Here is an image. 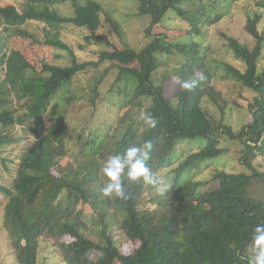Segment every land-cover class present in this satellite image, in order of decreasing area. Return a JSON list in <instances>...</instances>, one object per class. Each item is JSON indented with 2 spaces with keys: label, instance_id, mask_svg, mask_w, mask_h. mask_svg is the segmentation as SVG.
I'll return each mask as SVG.
<instances>
[{
  "label": "trees",
  "instance_id": "16d2710c",
  "mask_svg": "<svg viewBox=\"0 0 264 264\" xmlns=\"http://www.w3.org/2000/svg\"><path fill=\"white\" fill-rule=\"evenodd\" d=\"M13 1L0 5V162L11 178L0 180V198L7 199L4 228L18 263L57 264L48 260L52 254L58 264H248L254 227L264 222V0L244 6L243 37L221 32L219 38L239 61L223 60L226 75L220 79L234 82L248 100V121L238 129L225 114L240 104L218 87L206 61L208 45L200 39L240 0H138V14L151 18L148 41L139 49L112 45L98 31L103 14L112 30L120 34L121 27L102 0ZM62 4L71 5V15L62 14ZM67 23L88 30L87 44L108 45L98 60L81 61L61 39ZM168 26L184 35L170 38L155 31ZM26 40L66 49L69 64L41 58L37 67L10 49ZM164 54L184 57L174 68L180 78L174 99L164 82L154 80L166 64ZM103 63L110 66L103 76H92L83 97L97 107L101 85L113 69L109 92L123 95L126 109L118 110L113 123L87 122V138L73 141L64 116L48 112L74 78ZM189 79L197 80L191 91L181 86ZM207 98L220 109L219 119L206 108ZM145 115L157 120L154 128L145 124ZM19 127L22 137L16 134ZM146 140L152 142L147 163L154 174L162 176L172 165L163 176L173 174L169 188L161 193L157 185L133 182L126 168L127 198L104 196L105 162ZM20 141H26L25 148L11 156L6 147ZM226 143L236 145L240 171L218 167L201 179H182L190 169L201 174L206 163L230 151ZM117 235L139 246L124 254Z\"/></svg>",
  "mask_w": 264,
  "mask_h": 264
},
{
  "label": "rangeland",
  "instance_id": "374dc122",
  "mask_svg": "<svg viewBox=\"0 0 264 264\" xmlns=\"http://www.w3.org/2000/svg\"><path fill=\"white\" fill-rule=\"evenodd\" d=\"M106 10L109 15L113 16L120 24V34L116 29L111 27V24L107 21L106 15L102 16V27L98 30L100 33L106 34L112 43V45L122 47L125 43L131 45L135 49H139L144 46L148 39L145 35V29L150 24L149 15H139L138 14V0H102ZM14 3L13 0H0V5H7ZM249 6L248 0H240L238 4L233 9H228L227 14L220 21L210 25L204 30L202 37L200 39L201 43L208 45V51L206 55V61L208 67L211 66L212 71H214L215 79L218 81L217 85L219 88L223 89L226 97L229 101H237L240 106L236 105L233 108L226 109V118L229 123H231L235 129H238L243 121H248L249 114L247 112L248 100H246L239 89L236 88L235 83L228 81H223V76L226 75V71L222 63L223 60L233 62L235 64L239 63L232 53L228 51L224 45L223 40L219 39L221 37V32H227L230 34H236L241 37L244 36L242 22L243 8ZM60 11L63 15L69 16L72 13L71 5L62 4L59 6ZM167 28V29H166ZM164 28H156L155 31H165L170 38H177L184 35V31L176 30L172 26ZM61 39L65 41L74 50L76 55L81 61L85 60H98L99 52L103 49H107L108 45L106 43H92L87 44L85 36L88 34V30L79 28L72 23L65 24L61 29ZM200 38V37H199ZM15 48L24 53L28 60L36 65L41 66V58H46L60 65L69 64V52L66 49L60 48H48L45 45L36 46L31 45L27 40L25 44L19 43L13 45L10 49ZM163 59L165 60V65L156 71L154 80L157 84L164 82L165 92L170 99H174L176 92L180 87L179 77L175 75L174 68L184 61V57L181 55L164 54ZM109 63H103L98 69L92 70L88 73H83L78 78H74L71 83L66 87L54 101L50 111L55 112L60 116H64L66 123L69 127V135L73 137V141L79 139L80 136L87 138L89 135V129L86 128L87 122L90 125H101L106 123H113L118 115V110L121 108L120 112L126 109L123 106L125 97L123 95H117L115 93L109 92L111 85L115 78V70H111V73L105 78L103 84L101 85V96L98 100V105L95 107L83 97L86 93V85L92 80V76H103L106 72V68L109 67ZM165 76H169L165 79ZM201 76V75H199ZM206 108L217 118L221 116L220 109L210 102L207 98L205 101ZM232 109V110H231ZM51 121L46 116V124L49 125ZM16 134L18 136H24L25 131L22 127L17 128ZM26 141H20L17 143L9 144L6 147V151L12 153L11 156L14 157V153L20 154L25 148ZM73 144V143H72ZM197 145V144H195ZM230 151H227L218 159L206 163L204 169H201V174H194L192 170L184 172L182 179L184 180H194L196 178L201 179L202 177L211 173L215 168H224L228 171H240L238 167V162L235 159L234 152H236V145L233 143L225 144ZM194 146V145H193ZM198 146V145H197ZM196 148V147H194ZM8 153V154H9ZM264 160V159H263ZM67 162V159L65 160ZM10 163V162H9ZM175 164V163H174ZM172 169V165L165 168L162 172L163 177L167 172ZM160 171H158L159 173ZM198 172L196 169L195 173ZM173 174L164 177L165 182L171 183L169 180ZM9 173L6 170V166L0 162V180L3 182L10 180ZM182 179L178 182L182 185ZM188 180V181H189ZM187 181V182H188ZM7 203L6 198H0V263L1 264H19L17 259L14 257L13 249L10 244V238L7 230L4 228V214H5V204ZM90 211V208H86ZM115 234H120L121 230H115ZM119 235H117V238ZM67 239H70L68 236ZM122 240L121 252L124 254L132 253L138 246V241ZM253 245L250 246L252 250ZM47 252H51L48 250ZM97 256V253H92V257ZM49 261H54L59 263L52 254L48 256ZM60 264H66L61 262ZM119 264V262H116Z\"/></svg>",
  "mask_w": 264,
  "mask_h": 264
},
{
  "label": "clouds",
  "instance_id": "9594fccd",
  "mask_svg": "<svg viewBox=\"0 0 264 264\" xmlns=\"http://www.w3.org/2000/svg\"><path fill=\"white\" fill-rule=\"evenodd\" d=\"M197 80L189 79L182 82L181 86L188 91L196 87ZM149 128H154L157 120L151 115L143 117ZM152 142L146 140L142 147H129L123 156L115 155L110 157L103 167V173L108 182L102 187L101 192L106 197L115 194L120 198H127L126 190L122 183V174L127 168V178L133 182L143 181L145 184L157 185L158 190L163 193L169 188V183L164 178L157 176L148 166ZM252 255L248 258V264H264V222L255 225L253 230Z\"/></svg>",
  "mask_w": 264,
  "mask_h": 264
}]
</instances>
